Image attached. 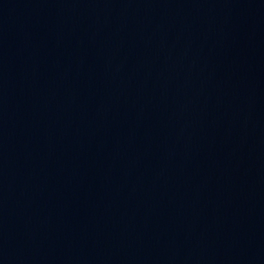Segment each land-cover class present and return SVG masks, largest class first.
I'll use <instances>...</instances> for the list:
<instances>
[{"label": "water", "instance_id": "obj_1", "mask_svg": "<svg viewBox=\"0 0 264 264\" xmlns=\"http://www.w3.org/2000/svg\"><path fill=\"white\" fill-rule=\"evenodd\" d=\"M0 264H264V0H103L6 76Z\"/></svg>", "mask_w": 264, "mask_h": 264}]
</instances>
